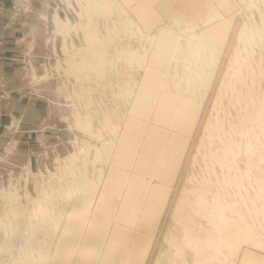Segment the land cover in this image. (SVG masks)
<instances>
[{"label": "rangeland", "instance_id": "1", "mask_svg": "<svg viewBox=\"0 0 264 264\" xmlns=\"http://www.w3.org/2000/svg\"><path fill=\"white\" fill-rule=\"evenodd\" d=\"M211 2L199 20L145 31L118 0L11 1L6 11L18 4L24 16L3 26L23 29L15 48L0 36V59L13 62L0 64L9 93L0 96V264H87L91 257L97 264L106 240L125 228L146 237L138 243L148 249L145 264H195L193 247H175L183 245L187 205L204 190L206 201L220 195L227 219L242 230L238 245L218 251L212 264H237L243 250L264 262L263 127L244 120L229 95L235 52L247 51L261 78L248 91L254 102L264 100V54L248 43L251 29L264 25V0ZM90 52L101 55V67L86 64ZM210 59L215 74L201 100ZM224 147L233 169L216 163ZM229 176L238 185L223 183ZM84 193L88 210L77 202ZM198 219L201 237L209 226Z\"/></svg>", "mask_w": 264, "mask_h": 264}, {"label": "bare ground", "instance_id": "2", "mask_svg": "<svg viewBox=\"0 0 264 264\" xmlns=\"http://www.w3.org/2000/svg\"><path fill=\"white\" fill-rule=\"evenodd\" d=\"M264 24V23H263ZM249 32V31H248ZM250 37L248 39V43L250 45L251 48H253L254 50H258L260 51L261 53L260 54H264V25L263 26H256L255 28H252L251 31H250ZM113 34V33H112ZM243 35H244V31L239 35L243 38ZM126 36V35H125ZM249 36V35H248ZM129 39V38H128ZM87 41L88 42H92V43H89L91 46H94L95 44V41L96 39L94 38H87ZM94 42V43H93ZM113 42V41H112ZM109 43V42H108ZM247 43V42H246ZM247 45V44H246ZM248 45V46H249ZM250 47H249V50H250ZM141 49V48H140ZM248 49V48H247ZM77 50V49H76ZM144 50V49H143ZM94 51V50H93ZM108 51V50H107ZM88 52H89V49H88ZM195 52V50L193 51ZM84 53V52H83ZM93 52H90L89 54L88 53H85L86 55L88 54V57H84L85 54H83V57L85 58L84 60L87 61V63L84 61L83 63L85 64H88L89 66H91V64H98L101 58V53L99 54L100 57L97 55L94 56V53L98 54V52L94 51V53L92 54ZM210 54V53H209ZM85 55V56H86ZM104 57V56H103ZM144 57V56H143ZM184 57V56H183ZM192 57V56H191ZM217 58V56H215ZM235 59H234V63L237 65L236 69L234 68L233 70V77H234V81H235V85L234 83H232L233 86H231L229 88V95L231 96V100H230V103H231V106L234 110L237 111V109H240L243 117H244V120H247V121H251L253 122L254 124H256V126H262L263 128V132H264V100L263 98L260 99V101H257L254 102V94H251L250 91H248L249 89H254L257 85V83L259 82V80H261L260 78V73L258 74L257 73V70L255 69H251L249 67V63L248 61H250L251 59V56H250V53L249 52H241V53H238V52H235V55H234ZM218 58H219V54H218ZM88 59V60H86ZM259 59V58H258ZM211 60V59H210ZM262 60V59H261ZM204 61V60H203ZM209 61V60H208ZM253 61V60H252ZM251 61V62H252ZM90 62V63H89ZM103 62V61H102ZM205 62V61H204ZM101 63V62H100ZM99 63V64H100ZM131 63V62H130ZM202 63V62H201ZM85 64V66H86ZM98 64V65H99ZM104 64V63H103ZM199 64V63H198ZM209 64V63H208ZM234 64V65H235ZM92 65V66H93ZM97 65V67H101L102 64H100L99 66ZM132 65V64H131ZM215 65H216V61H213L211 60V63L206 66L205 65V71H203L204 73H202V90L203 92L201 93V100H204V97L208 94L209 90H210V86H211V81L213 79V76H214V71H215ZM254 65V63L252 64ZM77 66V65H76ZM91 66V67H92ZM96 67V69H97ZM190 67V66H189ZM87 68V66H86ZM94 68V67H93ZM92 68V69H93ZM256 68V67H255ZM80 69V68H79ZM89 69V68H88ZM91 69V68H90ZM95 69V68H94ZM101 69V68H100ZM99 70V69H98ZM94 71V70H93ZM104 71V70H102ZM128 71V70H127ZM232 72V71H231ZM77 74V73H76ZM101 74V73H100ZM195 74V73H193ZM117 75V74H116ZM119 75V74H118ZM196 75V74H195ZM226 75H227V72H226ZM102 76V75H101ZM191 76V75H190ZM232 77V76H231ZM264 77V76H263ZM201 78V77H200ZM199 79V78H198ZM167 81V80H166ZM194 82V81H192ZM229 83V82H228ZM194 84V83H193ZM200 84V83H199ZM260 84V83H259ZM264 84V83H263ZM236 85H238V89L236 88ZM259 87V86H258ZM264 90V89H263ZM253 92V91H252ZM140 93V92H139ZM256 93V92H255ZM261 93V92H260ZM182 95V94H181ZM225 95V94H224ZM254 95V96H252ZM263 95V93L261 94ZM264 97V96H263ZM243 106V107H242ZM236 113V112H235ZM240 113V114H241ZM236 117V116H235ZM242 119V118H241ZM250 122V124H251ZM246 124V123H244ZM253 124V125H254ZM173 125V124H172ZM208 126V125H207ZM252 126V124H251ZM255 126V125H254ZM218 126H215L213 128H216L215 131H218ZM209 130V129H208ZM246 130V129H245ZM231 131V130H230ZM214 132V131H213ZM219 133V131H218ZM209 135H211V131L208 133ZM213 136V135H212ZM212 136H209V137H212ZM219 136V135H218ZM208 137V138H209ZM213 138V137H212ZM210 138V140L212 139ZM255 138V137H254ZM214 139V138H213ZM212 139V140H213ZM252 140V139H251ZM217 141V140H216ZM256 142V141H255ZM219 143V142H218ZM210 144H212L210 142ZM220 149V148H219ZM219 151V150H218ZM217 151V152H218ZM230 149H225L224 147V150L222 151V155L223 157L219 156V159L220 161H217L216 163H218L220 166H227V162L226 160L228 159L227 157V154L230 155ZM232 153V152H231ZM210 154V153H209ZM216 154V153H215ZM215 154L214 156H212L214 158L215 157ZM218 154V153H217ZM212 154H210L211 156ZM228 155V156H229ZM233 156V155H232ZM238 156V155H237ZM109 157V156H108ZM234 157V156H233ZM264 157V156H263ZM218 158V157H217ZM230 158V156H229ZM236 158V157H235ZM107 159V158H106ZM229 162H230V159H228ZM232 160V159H231ZM262 160V159H261ZM215 161V159L213 160V162ZM233 162V161H232ZM231 162V164H232ZM238 163V162H237ZM260 163V162H259ZM217 164V165H218ZM235 164V163H234ZM233 165V164H232ZM234 166V165H233ZM233 166H227V168H231ZM238 167V166H237ZM221 168V167H220ZM228 169V171H229ZM233 169V168H231ZM214 170V169H213ZM227 171V173H228ZM238 171V170H237ZM235 172V171H234ZM241 172V171H240ZM69 173V172H68ZM239 174V173H238ZM244 174V173H243ZM226 176V174H225ZM246 177V176H245ZM59 180V179H58ZM81 180V179H80ZM238 181V182H237ZM233 179V177L229 176V178H226L225 181L223 183H231L234 185H238L239 183V180L237 179ZM208 182V181H207ZM81 183V182H80ZM218 183V182H217ZM242 184V183H241ZM208 185V184H207ZM223 185V184H222ZM59 186V185H58ZM97 186V185H96ZM95 186V187H96ZM221 186V185H220ZM240 186V185H239ZM73 187V186H72ZM224 187V186H223ZM67 188V187H66ZM230 188V187H229ZM77 189V188H76ZM75 189V191H76ZM81 189V188H80ZM87 189V188H86ZM96 189V188H95ZM94 188L91 187L90 190H94V192L96 191ZM85 190V189H84ZM83 190V191H84ZM70 191V190H68ZM78 191V190H77ZM78 192L82 194V192ZM208 191V190H207ZM86 192V191H85ZM92 192H90L92 194ZM75 193V192H74ZM218 193V192H217ZM220 193V192H219ZM77 194V192L75 193ZM95 194V193H94ZM74 195V194H73ZM93 195V194H92ZM206 191L204 190L202 195L200 194V196L197 198H195V202L196 203H191V205H187V206H184V204L181 206V203L178 205V211H181L183 212L184 214V208H186L187 210V214H184V217H181L182 219V222L184 224V227L183 228V238H182V244L181 245V241L178 245H176V250L178 252H183L184 250V246L187 247V245H189L190 247H193L194 249V252H193V255H194V260H195V264H212L213 262V259H214V256L217 254L218 251H220L221 249H225L226 250V247L227 246H230L232 248H234L235 246L238 245V243L240 242V235H238L240 233V228H238V225L239 224H233V222H230L228 219H227V212L229 210V208L227 207L226 209V204H222L220 203L218 200L219 196L217 197V199H212V201H206ZM224 195V194H223ZM9 196V195H8ZM90 194H83V196H81L79 199L80 200H77V202H81L80 204L82 205V207H86L88 206L89 208V204H88V201L90 200ZM225 196V195H224ZM212 197V196H211ZM223 197V196H222ZM66 198V197H65ZM65 198L64 200L62 199L63 202H65ZM215 198V197H214ZM224 198V197H223ZM242 199V198H241ZM264 199V198H263ZM186 199H184L185 201ZM208 200V199H207ZM211 200V199H209ZM261 200V199H260ZM13 201V200H11ZM49 201V200H48ZM221 201V200H220ZM44 202V201H43ZM62 202V203H63ZM92 202V201H90ZM192 202V201H191ZM261 203V202H260ZM264 203V202H263ZM45 204V203H44ZM57 204V203H55ZM79 203H77L78 206L76 207H79L80 205ZM41 205V204H40ZM80 205V207H81ZM202 205V206H200ZM91 206V205H90ZM229 206V205H228ZM75 207V208H76ZM181 207L183 209V211L181 210ZM231 207V206H230ZM47 208V207H46ZM87 208V210H88ZM201 208H204L201 209ZM45 209V208H44ZM78 209V208H77ZM81 209V208H80ZM79 209V210H80ZM85 208H83L84 210ZM38 210V209H37ZM40 210V209H39ZM231 210V209H230ZM240 210V209H239ZM4 211V210H3ZM28 211V210H27ZM238 212V211H237ZM3 213V212H2ZM50 213V212H49ZM76 214V213H75ZM238 214V213H237ZM78 215V214H77ZM84 215V214H83ZM2 216V215H1ZM1 216H0V219H1ZM252 217V216H251ZM12 218V217H11ZM198 218H205L208 222V226H209V229L207 230L208 233L204 234V235H201V237L199 236L200 235V232L202 230V225L198 222L199 219ZM240 218V217H239ZM9 219V218H8ZM244 219V218H243ZM257 219V218H256ZM2 220V219H1ZM7 220V219H6ZM198 220V221H197ZM204 220V219H203ZM233 220V219H231ZM11 222V220H9ZM202 221V220H201ZM200 221V222H201ZM1 222V221H0ZM244 223V222H243ZM26 226V225H25ZM246 228V227H245ZM239 229V230H238ZM244 230V228H242ZM182 230V229H180ZM242 231V230H241ZM7 232V231H6ZM204 232V231H203ZM238 232V233H237ZM199 233V234H198ZM202 234V233H201ZM213 235L216 236V238L218 240H212L213 239ZM212 239H211V238ZM214 238V239H216ZM173 239V238H172ZM247 239V237H246ZM176 242V241H175ZM178 243V242H177ZM176 243V244H177ZM189 247V249H190ZM228 249V248H227ZM224 250V251H225ZM229 250V249H228ZM235 250V249H234ZM227 252V251H226ZM238 253V252H237ZM177 257V256H176ZM175 258V257H174ZM233 259V258H232ZM176 260V258H175ZM188 261V260H187ZM176 262V261H175ZM174 262V263H175ZM182 262V261H181ZM179 263L178 264H183L182 263ZM189 262V261H188ZM217 262V261H216ZM172 263V264H174ZM154 264H158V261ZM177 264V263H176ZM190 264V263H189Z\"/></svg>", "mask_w": 264, "mask_h": 264}, {"label": "crops", "instance_id": "3", "mask_svg": "<svg viewBox=\"0 0 264 264\" xmlns=\"http://www.w3.org/2000/svg\"><path fill=\"white\" fill-rule=\"evenodd\" d=\"M11 1L12 0L0 1L3 7L2 12L0 13V36H8L9 42L7 46L15 48L18 43L17 37L20 35L19 32H22L23 29H17V32L3 30V26L6 23L8 16V11H6V9L8 5H10ZM118 1L127 11L130 18L138 24L139 28L145 31L155 29L168 21L181 20V17L189 21L199 20L205 12L203 10V5H207V2L209 5L212 4L211 0ZM32 21L33 16L31 15L25 19L26 25L29 26ZM2 63L9 65L13 62L7 60L6 58H1L0 64ZM11 68H13V66ZM9 74L10 75L8 76L10 81H12L11 76H18V74L14 71L12 73L9 72ZM1 113L2 109L0 107V125H2L5 121ZM143 242H146V237L144 241L142 238L137 240V235L135 234L134 229L125 228L122 230H115V232H113V234L106 240L105 249L97 256L96 262H98L97 264H145L148 249L145 251L146 247H140V249L138 248V243ZM89 257L90 256L85 255V260H88ZM260 257L261 256L254 251L243 250V252L239 255L237 264H264V262L259 259ZM92 260L93 258L91 257L89 258V261H86V263L94 264L90 262ZM66 263H69V261L66 260Z\"/></svg>", "mask_w": 264, "mask_h": 264}, {"label": "built area", "instance_id": "4", "mask_svg": "<svg viewBox=\"0 0 264 264\" xmlns=\"http://www.w3.org/2000/svg\"><path fill=\"white\" fill-rule=\"evenodd\" d=\"M23 1H25V0H18V2H19L18 4H20ZM18 4L12 7V9L10 10V14L8 12L7 20L5 23L6 26L10 25V24H15L16 20L19 18H20V21H22V16H24V15H22V13L18 10V6H19ZM1 12H2V5L0 2V13ZM3 47H5L4 40H3V38H0V51H2ZM23 49H24V47H23ZM4 58H6V57H4ZM0 93H2V95H0V96H3V97H7L9 95V93L7 92L4 77H3L1 72H0ZM4 157H5L4 154L0 155V161H2L4 159ZM2 186H3V184L0 185V188H2Z\"/></svg>", "mask_w": 264, "mask_h": 264}]
</instances>
